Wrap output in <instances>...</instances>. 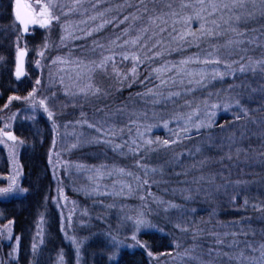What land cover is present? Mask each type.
Listing matches in <instances>:
<instances>
[{
	"label": "trees",
	"instance_id": "16d2710c",
	"mask_svg": "<svg viewBox=\"0 0 264 264\" xmlns=\"http://www.w3.org/2000/svg\"><path fill=\"white\" fill-rule=\"evenodd\" d=\"M83 1L80 5V0H64L58 7L65 9L66 22L75 20L80 26L69 32L78 36L70 42L69 53H85L99 62L90 77L97 94L52 108L51 115L41 113L33 123L20 124L15 130L25 141L21 162L27 194L10 203L0 202V211L5 210L7 220L14 221L15 233L21 235L22 264L58 263L56 255H49L56 249L57 238L46 243L39 261L33 249V230L44 211H49L52 228L60 219L53 204L57 184L49 151L54 129L88 120L93 124L87 122L84 127L90 138H97V145L84 149L80 162L96 163L102 174L114 172L138 185L132 188V203L141 211L174 222L175 209L192 205L202 221L220 217L237 224L236 229L243 228L246 241L255 231L257 237L252 239L264 244V0ZM200 11L202 22L195 15ZM210 11L214 16L208 15ZM216 13L217 27L210 21ZM179 17L191 21L182 32L176 31ZM169 24L176 26L173 32ZM14 30L22 34L18 23ZM57 31L49 36L36 28L33 35L38 44L50 42V52H64L68 48L60 46L63 36ZM32 32L25 37L33 43ZM2 36L0 48L9 54ZM179 36L178 44L170 43ZM227 40L244 47L223 64L228 78L203 84L192 79L185 85L181 76L187 62L204 64L207 53ZM21 81L5 80V99L31 92L30 86L18 88ZM52 91L62 94L63 88L56 86ZM230 99L226 107H214ZM20 107L15 104L13 109ZM212 112L209 128L161 130L160 139L152 144L140 138L143 129L161 128L170 119ZM174 228L169 227L171 234L144 233L147 250H125L117 260L99 258L97 264H151L148 250L173 251ZM206 235L201 234L203 240Z\"/></svg>",
	"mask_w": 264,
	"mask_h": 264
},
{
	"label": "rangeland",
	"instance_id": "374dc122",
	"mask_svg": "<svg viewBox=\"0 0 264 264\" xmlns=\"http://www.w3.org/2000/svg\"><path fill=\"white\" fill-rule=\"evenodd\" d=\"M25 1L38 17L32 28V35L36 34V28L49 36L58 30L57 33L63 36L60 38V46H65L68 50L50 52V42L38 44L36 35H33L35 39L32 43L21 33L17 34L14 30L17 23L15 0L11 3L0 0V37H6L8 45L5 48L9 50L7 54L0 48V98H4L2 87L6 86L5 80L18 79L15 73L18 68V53L21 50L27 51V57L25 74L18 88L21 90L23 85L32 88L24 97L13 95L8 99L4 98L0 106V202L4 203H10L27 194V189L23 186L24 170L21 162L25 141L15 132L18 125L33 123L39 114L51 113L52 108L75 104L76 99L81 100L97 94L90 77L99 62H95L93 56H85V53H69L70 42L78 37L70 36L69 32L79 29L80 26L76 25L75 20L66 22L62 18L65 9H59L58 5L63 6L64 0ZM83 2L80 0V5ZM210 12L208 15L214 16V12ZM217 13L210 20L215 27V19L219 17ZM195 15L199 18L197 21L202 22V11L195 12ZM43 19L48 20L47 26L43 24ZM178 20L180 27L177 32H182V28L191 23L190 20L183 21L184 17H179ZM169 25L173 32L176 26ZM179 40L180 36L177 40L174 37L170 43L178 44ZM242 50L244 47L241 44L227 40L216 46L215 50H209L211 52L204 58V64L187 62L181 76L185 78L184 84H189L192 79L196 84H203V81L222 82L224 76H229L223 64L230 55H236ZM56 86H62L65 94L54 93L52 90ZM229 102L232 100L219 101L214 107H226ZM15 104L21 105L16 111L13 109ZM213 120V112L173 118L163 123L162 129H143L140 138L147 144H152L160 139L157 133L161 130L171 132L174 131L173 127L187 131L193 128H209L213 125ZM87 122L93 124L88 120L66 123L60 129H54L49 162L57 184L53 204L60 219L56 229L52 228L49 211H44L37 219L33 230L36 236L33 249L37 261L42 250H45L46 243L57 238L56 249L49 254L57 256V264H97L99 258H107L113 262L125 250H147V245L142 240L144 233L171 234L169 227L174 225L177 237H173V251L155 254L148 250L151 264H264V244L252 239L257 237L255 231L246 236L252 240L246 241L243 237L246 231L243 228L236 229L237 224L232 223L231 226L230 221L220 217H207L202 221L196 217L198 208H193L192 205L175 209L174 222L161 215L152 218L149 213L137 208L136 202L132 203V188L138 185L114 172L102 174L97 170L96 163L87 165L80 162L81 154H85L84 149L89 150L97 145V138H90L89 131L84 127ZM110 132L115 134L112 129ZM90 145L92 146L88 147ZM75 157H79V161ZM9 187L12 188L11 192H2ZM227 188L228 186L225 187ZM220 189L226 192L224 188ZM205 224L207 228L203 227L202 231L201 226ZM201 234H207L205 240ZM21 244L22 238L15 233L14 221L7 220L5 210H1L0 264H22Z\"/></svg>",
	"mask_w": 264,
	"mask_h": 264
},
{
	"label": "water",
	"instance_id": "95a60500",
	"mask_svg": "<svg viewBox=\"0 0 264 264\" xmlns=\"http://www.w3.org/2000/svg\"><path fill=\"white\" fill-rule=\"evenodd\" d=\"M17 12H19V18L17 17ZM15 17L21 28V32L24 36L29 35L32 27L37 23L38 17L34 11L27 5L25 0H15ZM33 21H36L33 23ZM43 24L47 26L49 24L47 19H43ZM26 57L27 51L21 50L18 53V68L16 70V77L21 79L25 74L26 67ZM20 72V75L17 76V72Z\"/></svg>",
	"mask_w": 264,
	"mask_h": 264
},
{
	"label": "snow or ice",
	"instance_id": "6c2138e0",
	"mask_svg": "<svg viewBox=\"0 0 264 264\" xmlns=\"http://www.w3.org/2000/svg\"><path fill=\"white\" fill-rule=\"evenodd\" d=\"M225 7H227V5H225ZM17 17L19 18V12H17ZM126 19H127V18H126ZM35 22H36V21H33V23H35ZM207 34H208V35H212L211 31H209ZM105 59H110V58H105ZM101 66H102V65H101ZM241 71H243V69H241ZM19 75H20V72L18 71V72H17V76H19ZM17 99H18V97H17ZM49 115H51V113H49ZM149 143H151V141H149ZM165 143H167V142H165ZM11 191H12V188H11V187L2 190L3 193H9V192H11Z\"/></svg>",
	"mask_w": 264,
	"mask_h": 264
},
{
	"label": "flooded vegetation",
	"instance_id": "af4514ba",
	"mask_svg": "<svg viewBox=\"0 0 264 264\" xmlns=\"http://www.w3.org/2000/svg\"><path fill=\"white\" fill-rule=\"evenodd\" d=\"M4 101V98H0V106H1V103ZM0 126H1V122H0ZM1 129V127H0Z\"/></svg>",
	"mask_w": 264,
	"mask_h": 264
}]
</instances>
